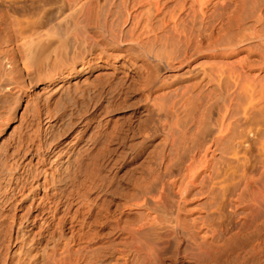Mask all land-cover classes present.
Segmentation results:
<instances>
[{
	"label": "bare ground",
	"instance_id": "6f19581e",
	"mask_svg": "<svg viewBox=\"0 0 264 264\" xmlns=\"http://www.w3.org/2000/svg\"><path fill=\"white\" fill-rule=\"evenodd\" d=\"M209 1L0 0V264H264V132L229 96L264 110V0Z\"/></svg>",
	"mask_w": 264,
	"mask_h": 264
},
{
	"label": "rangeland",
	"instance_id": "374dc122",
	"mask_svg": "<svg viewBox=\"0 0 264 264\" xmlns=\"http://www.w3.org/2000/svg\"><path fill=\"white\" fill-rule=\"evenodd\" d=\"M214 1H216L215 3H218V4H215V3H213ZM220 1H222V0H213V1H209L208 3H210L209 5H208V7H207V11H209L206 15H208L207 16V18H206V23H208V24H211V23H213L215 26H217V27H219L220 25H217V23L219 24V22L222 24V19L224 18L225 19V16H226V14H225V12L227 13V10L229 9V8H231L233 5H231V4H233L232 3V1L231 0H223L222 2H220ZM228 2V3H227ZM221 3V4H220ZM225 3V4H224ZM230 3V4H229ZM228 4L230 5V6H228ZM212 5V6H211ZM220 5V6H219ZM227 5V6H226ZM214 6H216V8L214 7ZM219 6V7H218ZM226 7V8H225ZM188 11L189 10H186V12H184V18L185 19H187V23L188 24H190L191 22H192V19H193V16H191V14H192V12H190L189 13V15H188ZM185 13H187V14H185ZM187 16V17H186ZM206 17V16H205ZM215 19V20H214ZM223 19V20H224ZM233 23V25L235 24V22L233 21L232 22ZM246 54V52H242V54H240V55H244V54ZM219 61L220 60H222V61H224L222 58H217ZM232 59H234V57H229V59H228V61L229 60H231V62L234 64L236 61H235V59L234 60H232ZM234 61V62H233ZM238 63V62H237ZM237 63H235L234 65H233V69L236 71V72H238V71H240V70H238L239 69V66L237 65ZM235 66H236V68H235ZM238 68V69H237ZM182 71H185V70H182ZM182 71H179V73L177 72L175 75H172L173 73H175V72H172L171 70H169V69H163V71L160 73V75H161V77L163 76V78L164 77H166V80L168 81V82H172L173 80H175L176 79V77H182L184 74H183V72ZM186 72V71H185ZM184 72V73H185ZM241 72V71H240ZM165 76H164V75ZM167 74V75H166ZM181 74V75H180ZM183 74V75H182ZM246 74V73H245ZM244 74V75H245ZM170 77V78H169ZM174 77V78H173ZM170 80H169V79ZM246 80V78L245 79H243L242 80V82H244ZM246 82V81H245ZM244 85L246 84V83H243ZM234 84L232 83V86H233ZM242 84H238L237 86H233L234 88H232V90H230L231 91V93H229V96L231 97L232 95L234 96H232L234 99H232V106H231V116L235 119V129H240V130H242L243 132V134L244 135H246L245 133H247V132H245L246 130L248 131V129H249V127L250 128H252V129H254L253 131L256 133V132H261L262 134H263V132H264V110H261V109H259L258 107H255V108H252V107H250V108H248L249 109V113L248 114H251V115H248V116H246V113L248 112V109L246 110L245 108H247V105L248 106H250L249 105V103H248V98H249V95H248V93L246 92V95L244 94L245 93V91L246 90H244L243 89V87H239V86H241ZM255 85H257L256 87H258L259 85H258V82H257V84H255ZM214 86H216L215 88H214ZM211 87H213L214 89H212V90H214L215 92L217 91V90H219V87H218V89H216L217 88V85H211L209 88H211ZM238 87V88H237ZM239 88H241V90L239 89ZM211 90V92L212 93H215L214 91H212ZM222 94H221V93ZM220 92H216L217 93V95H221V97L218 99V97L219 96H217V95H215L214 97H213V99H215V100H213L212 101V104H211V106H210V108H208L209 110H211V111H209L208 109H207V111H208V113H210V114H208L207 113V116H212V117H214V115L216 116L217 115V109H221L222 108V103L224 102V101H226V100H228V96H227V93L225 92V90L224 89H222L221 88V91ZM215 93V94H216ZM224 93V94H223ZM237 93V94H236ZM214 95V94H213ZM217 99H216V98ZM223 97V98H222ZM225 97V98H224ZM220 100V101H219ZM222 100V101H221ZM233 100H235V101H233ZM238 103V104H237ZM234 104V105H233ZM213 106V107H212ZM238 106V107H237ZM256 106V105H255ZM258 108V109H257ZM242 110H245V112H241ZM216 111V112H215ZM240 113H239V112ZM212 113H214V115L212 114ZM243 113V114H242ZM212 114V115H211ZM243 116H242V115ZM255 116V117H254ZM239 117V118H238ZM251 117V118H250ZM260 117V118H259ZM250 119V121H251V123H250V121H249V119ZM253 118H254V120H253ZM240 122V123H239ZM243 122V123H242ZM256 122H258V123H256ZM242 123V124H241ZM259 123H261V125H259ZM250 124V125H249ZM253 124V125H252ZM256 124H258V126H260V127H258V130L256 129V128H253V126L255 127V126H257ZM249 125V126H248ZM245 126H248V127H246V129H245ZM209 127H211L210 125H209ZM248 128V129H247ZM256 129V130H255ZM260 129V130H259ZM254 133V135H250L249 133H247V135L249 134L250 135V137H248L247 135V139L246 140H248L249 142H253V144H256L255 142L257 141V138L256 137H258V135L257 134H255ZM257 135V136H256ZM256 139H255V138ZM249 138H250V140L252 139V141H250L249 140ZM256 140V141H255ZM258 144V143H257ZM245 146H246V142H245ZM256 146V145H255ZM242 147H244V145L242 146L241 145V147L239 148L240 150H237V154H232L231 153V155H228V154H224V156L225 157H227V158H230V160L232 161L230 164L232 165V166H235V165H237V163L238 164H241V162H245L246 163V157H249L250 156V160L251 161H253L252 160V158H254L257 154H256V152L254 151L256 148L254 147L253 148V150L251 149V151L249 150V151H246V149H244V148H242ZM257 150V149H256ZM241 152L243 153V155H245V160L243 161V160H241V159H243V158H241V156L242 155H240L241 154ZM257 152H258V150H257ZM252 154H253V156H252ZM228 155V156H227ZM219 156V157H218ZM230 156V157H229ZM241 158V159H240ZM215 160L214 161H216L217 163L219 162V159H220V161L222 162V159H223V153H221V152H217L216 153V155H215V158H214ZM241 160V161H240ZM215 162V163H216ZM220 162V163H221ZM219 163V164H220ZM246 241H247V239H246ZM247 243V242H246ZM248 246V245H247ZM247 246H246V248H247ZM246 257H247V255H246ZM249 261L248 262V264H254V261H253V259L251 258V257H248L247 259H246V261ZM251 261V262H250ZM179 263H181V261H179ZM190 264L188 261H186V260H183V262L181 263V264ZM246 264H247V262H246Z\"/></svg>",
	"mask_w": 264,
	"mask_h": 264
}]
</instances>
